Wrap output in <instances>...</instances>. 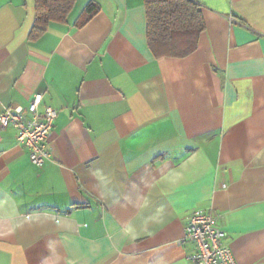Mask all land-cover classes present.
Segmentation results:
<instances>
[{"label":"crops","instance_id":"0c3cea01","mask_svg":"<svg viewBox=\"0 0 264 264\" xmlns=\"http://www.w3.org/2000/svg\"><path fill=\"white\" fill-rule=\"evenodd\" d=\"M198 2L197 50L157 58L145 0H76L37 40L35 0H0V114L59 111L42 168L0 129V264H191L197 211L264 264V0Z\"/></svg>","mask_w":264,"mask_h":264},{"label":"trees","instance_id":"16d2710c","mask_svg":"<svg viewBox=\"0 0 264 264\" xmlns=\"http://www.w3.org/2000/svg\"><path fill=\"white\" fill-rule=\"evenodd\" d=\"M76 0H35L36 20L31 40L43 36L50 24H66ZM147 38L157 58H185L194 53L205 31L198 0H145ZM100 11L95 3L84 10L76 27L88 24Z\"/></svg>","mask_w":264,"mask_h":264},{"label":"built area","instance_id":"2783aa9c","mask_svg":"<svg viewBox=\"0 0 264 264\" xmlns=\"http://www.w3.org/2000/svg\"><path fill=\"white\" fill-rule=\"evenodd\" d=\"M43 103L44 95L38 93L27 108L8 107L0 114V129L13 128L17 142L29 150L31 162L39 168L51 158L48 143L59 115L57 109ZM226 237L212 212H195L189 218L183 239L194 248L188 260L191 264H238Z\"/></svg>","mask_w":264,"mask_h":264}]
</instances>
